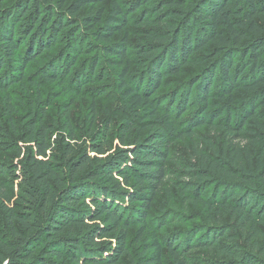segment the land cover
I'll return each mask as SVG.
<instances>
[{
  "label": "trees",
  "instance_id": "1",
  "mask_svg": "<svg viewBox=\"0 0 264 264\" xmlns=\"http://www.w3.org/2000/svg\"><path fill=\"white\" fill-rule=\"evenodd\" d=\"M103 1L0 0V88L22 80L27 63L38 58L49 62L46 76L59 81L58 67L68 72L85 40L98 51L96 61L104 57L123 66L127 36L112 37L124 27L128 14L149 0H131L128 5L110 0L108 10L103 5L93 9ZM154 2L157 15L152 23L162 24L165 33L146 32L149 41L139 44L145 63L138 86L126 81V66L118 85L125 104L147 122V136L128 144L122 140L107 154L105 133L79 151L66 143L60 165L53 158L48 125L42 118L28 121L29 151L20 152L12 170L20 186L14 204L0 171V212L7 231L0 235V264H116L126 253L131 218L142 224L139 236L144 234L146 212L169 173L165 161L172 142L169 118L150 94L172 78L179 82L171 104L179 98L175 105L185 110L194 94L198 108L180 134L204 124L223 130L219 152L179 173L187 178L192 197L217 214L218 223L168 238L164 245L152 239L133 264H162L163 246L174 264H190L188 254L194 248L223 258L207 264H264V0ZM136 20L146 23V11L138 12ZM56 46L57 54L52 55ZM145 78L147 83L141 85ZM64 112L68 122V108ZM90 112L93 118V105ZM216 117L220 119L213 123ZM68 136L74 141L71 130ZM120 198L137 203L132 215L120 209ZM230 228L240 231L250 249L220 242L233 238L227 234Z\"/></svg>",
  "mask_w": 264,
  "mask_h": 264
},
{
  "label": "rangeland",
  "instance_id": "2",
  "mask_svg": "<svg viewBox=\"0 0 264 264\" xmlns=\"http://www.w3.org/2000/svg\"><path fill=\"white\" fill-rule=\"evenodd\" d=\"M115 1L128 5L131 0ZM154 1L156 0H149L148 4L142 6L139 11L130 12L124 27L112 37V40H119L127 36L126 62L123 66L112 65L104 57L96 61L98 51L92 50V46L88 45V40H85L80 42L82 52L80 53V50L75 52L71 60L73 64L70 65L68 72L58 67V77H61L59 81H52L48 78L49 76H46L49 62L38 58L36 61L27 63L22 80L10 83L6 90L0 88V171L4 172L2 178L9 189L13 204L18 201L20 186L19 181L12 175V170L20 162V152L29 151L25 140L28 121L42 118V122L48 125L47 136L52 145L53 158L60 165L64 162L63 151L66 143L74 145L79 151L93 137L105 133L107 154L114 152L122 140L124 144H128L136 139L141 141L147 136V122L125 104L118 85L119 74L126 66L128 67L126 81L129 85L138 86L140 79L138 74L145 63L138 50L139 44L149 41L146 32L165 33L161 29L162 24L152 23L151 19L157 15L152 11ZM101 5L108 10L110 0L96 3L92 7L95 10ZM142 10L146 11L148 19L146 23H139L136 20L137 13ZM57 48L58 46L52 50V55L57 54L55 52ZM95 61L97 63L94 68H91V63ZM3 73L4 70H0V75ZM134 75H136L135 80H133ZM165 79L167 77H163L162 81ZM7 81L10 79L7 78ZM167 81L171 82L161 85L150 94V97L157 103L161 102L160 113L167 115L168 125L172 126L171 131L167 128V134L172 141L168 146V158L165 161L169 173L161 181L149 210L146 212L144 224L148 225L144 234L139 236L141 231L139 227L142 224H136L133 218L130 219L132 222H130L131 226L126 238V253L119 258L116 264L137 262L138 258L143 255L144 244L152 239H159L164 245L168 238L184 235L189 230L204 225L218 223L216 222L217 214L207 210L201 202H197L192 197L193 192L186 187L187 178H181L179 173L184 169H195L201 166L203 157L207 160L206 156L212 157L215 151L219 152L222 148L221 142L225 138L223 130L218 126L212 127L204 124L193 127L192 133L181 135L180 131L191 125L192 116L198 112L196 99L194 94H191L187 101V108L178 109L175 104L179 98L172 105L171 96L178 90L179 78ZM145 83H147V78L141 85ZM92 105L95 109L93 118L90 116ZM66 108H68V122L64 119ZM206 113L204 112L202 116L206 117ZM219 119L216 117L213 123ZM70 130L74 135V141H71L68 136ZM211 191L212 187L204 192V197H208ZM120 200L116 201L120 209L125 215H132L131 208L137 203H131L123 198ZM226 222L227 219L222 223ZM3 225L4 221L0 212V235L6 236L7 231ZM227 234H232L233 238H222L220 242L229 245L238 244L250 249L243 242V236L238 229L230 228ZM179 241L183 243L184 238ZM161 251L162 264H174L167 248L163 246ZM87 256L90 255L87 254ZM188 256L191 258L190 264H207L211 260L223 259L215 252L203 248L192 249ZM80 264L85 263L81 261Z\"/></svg>",
  "mask_w": 264,
  "mask_h": 264
}]
</instances>
